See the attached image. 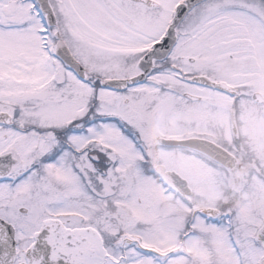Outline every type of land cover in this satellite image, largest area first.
Masks as SVG:
<instances>
[{"label": "snow or ice", "instance_id": "obj_1", "mask_svg": "<svg viewBox=\"0 0 264 264\" xmlns=\"http://www.w3.org/2000/svg\"><path fill=\"white\" fill-rule=\"evenodd\" d=\"M0 264H264V0H0Z\"/></svg>", "mask_w": 264, "mask_h": 264}]
</instances>
